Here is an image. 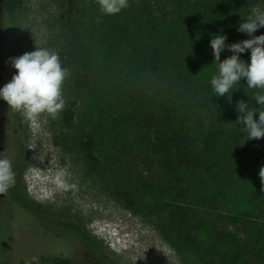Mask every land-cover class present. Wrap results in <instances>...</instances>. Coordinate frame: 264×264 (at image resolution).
<instances>
[{"label":"trees","instance_id":"1","mask_svg":"<svg viewBox=\"0 0 264 264\" xmlns=\"http://www.w3.org/2000/svg\"><path fill=\"white\" fill-rule=\"evenodd\" d=\"M76 4L67 0L66 13L71 15ZM130 4L129 19L117 15L110 27L101 48L102 65L81 36L54 51L62 68L72 69V85L79 96L99 91L100 70L113 67V52L129 58L141 72L145 92L134 88L126 97L129 142L102 159L96 134L82 132L76 141L79 150L100 172L109 193L152 218L182 258L194 257L198 264H264V192L258 176L264 165V135L247 139L242 122L236 120L238 101H245L249 110H264L252 98L264 89H249L240 78L229 95L217 97L210 80L199 77L207 65L216 70L211 35L223 32L226 44L250 38L236 28L253 8L264 9V0ZM5 7L12 10L8 2ZM262 33L264 26L252 35ZM229 55L227 48L222 49L220 59ZM239 56L247 62L249 50ZM74 106L73 101L64 110L67 123L73 120ZM257 116L254 112L253 118ZM69 243L68 251L54 250L30 263L92 264Z\"/></svg>","mask_w":264,"mask_h":264},{"label":"rangeland","instance_id":"2","mask_svg":"<svg viewBox=\"0 0 264 264\" xmlns=\"http://www.w3.org/2000/svg\"><path fill=\"white\" fill-rule=\"evenodd\" d=\"M75 1L69 15L67 0H0V86L16 71L9 57L37 46L56 51L74 37H83L102 65L101 48L110 27L117 15L129 19L131 0L124 11L112 15L102 13L97 0ZM113 60L111 69L100 70L99 91L88 96L75 92L73 71L65 69L63 108L55 118L41 113L35 127L0 99V157L11 161L14 177L0 193V264H42L30 261L54 250L68 251L70 238L81 259L92 264H198L194 257L182 258L152 218L113 197L77 146L79 134L93 132L97 154L106 159L131 138L126 97L131 89L142 88L141 72L116 52ZM215 71L207 65L199 77L210 80ZM73 101L74 117L67 123L64 110ZM59 168L73 185L67 190L56 191L44 179ZM46 191L51 195L45 196Z\"/></svg>","mask_w":264,"mask_h":264},{"label":"clouds","instance_id":"3","mask_svg":"<svg viewBox=\"0 0 264 264\" xmlns=\"http://www.w3.org/2000/svg\"><path fill=\"white\" fill-rule=\"evenodd\" d=\"M102 13L112 15L127 7L128 0H97ZM264 26V9L253 8L236 28L238 32L247 33L250 38L226 44V35L217 32L211 35L209 44L212 59L216 61V71L210 76V84L215 96L229 95L233 85L244 78L249 89H264V33L252 35L256 29ZM227 48L231 55L220 59L222 49ZM249 50V60L245 62L239 54ZM16 70L11 79L0 86V99L6 101L8 107L20 113L36 126L37 117L46 113L55 118L64 106L61 85L67 75L62 68L58 55L46 48L36 47L16 57L8 58ZM252 98L258 105H264V92L254 93ZM238 113L236 120L242 122L243 132L247 139L261 138L264 135V110H249L245 101L236 104ZM258 112L256 119L253 113ZM261 192H264V165L258 171ZM56 191L67 190L73 185L67 182L64 168L57 169L50 177H45ZM14 183L11 161L0 157V193ZM51 195L50 191L44 193Z\"/></svg>","mask_w":264,"mask_h":264},{"label":"flooded vegetation","instance_id":"4","mask_svg":"<svg viewBox=\"0 0 264 264\" xmlns=\"http://www.w3.org/2000/svg\"><path fill=\"white\" fill-rule=\"evenodd\" d=\"M53 232H54V231H53ZM69 241L72 242L73 239L70 238ZM73 242H75V240H74ZM77 253H78L79 257L81 258V257H82V253H81L78 249H77ZM83 261L86 262L85 260H83Z\"/></svg>","mask_w":264,"mask_h":264}]
</instances>
